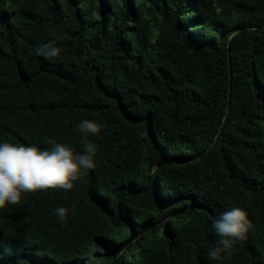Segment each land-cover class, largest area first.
Wrapping results in <instances>:
<instances>
[{
	"label": "trees",
	"instance_id": "16d2710c",
	"mask_svg": "<svg viewBox=\"0 0 264 264\" xmlns=\"http://www.w3.org/2000/svg\"><path fill=\"white\" fill-rule=\"evenodd\" d=\"M83 120L95 168L0 209V264H264V0H0V143L82 153Z\"/></svg>",
	"mask_w": 264,
	"mask_h": 264
},
{
	"label": "clouds",
	"instance_id": "9594fccd",
	"mask_svg": "<svg viewBox=\"0 0 264 264\" xmlns=\"http://www.w3.org/2000/svg\"><path fill=\"white\" fill-rule=\"evenodd\" d=\"M38 54L50 59L57 58L61 55V49L50 41L38 49ZM77 127L82 135V153L74 152L70 146L57 143L55 139L48 140L51 147L43 150L31 144L0 143V209L20 204L24 193L49 189L71 190L74 182L81 180L87 170L95 168L97 145L88 136L99 135L103 125L83 120ZM55 211L61 222L69 214V209L65 207ZM213 228L219 239L216 246L209 250L208 256L219 261L225 258V254L231 255L237 242L247 240L254 225L244 209L232 207L214 219Z\"/></svg>",
	"mask_w": 264,
	"mask_h": 264
}]
</instances>
